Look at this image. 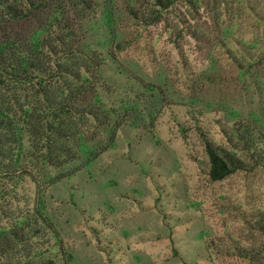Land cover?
<instances>
[{"label": "rangeland", "instance_id": "obj_1", "mask_svg": "<svg viewBox=\"0 0 264 264\" xmlns=\"http://www.w3.org/2000/svg\"><path fill=\"white\" fill-rule=\"evenodd\" d=\"M154 5L47 0L0 25V44L60 34L77 54L100 55L110 105L130 110L114 143L103 137L71 165L27 179L12 209H38L53 225L38 250L54 264H264L240 255L264 254V234L248 224L264 216V170L212 182L203 142L225 145L224 126L240 121L264 131V23L240 0ZM151 9L161 17L141 21ZM88 152L103 153L88 162Z\"/></svg>", "mask_w": 264, "mask_h": 264}, {"label": "trees", "instance_id": "obj_2", "mask_svg": "<svg viewBox=\"0 0 264 264\" xmlns=\"http://www.w3.org/2000/svg\"><path fill=\"white\" fill-rule=\"evenodd\" d=\"M175 1L155 0L154 6L167 9ZM46 4L47 0H0V25L28 19ZM240 4L264 23V0H240ZM160 17L159 10L151 9L141 21ZM219 17L216 10L218 21ZM128 46L120 43L116 50L120 53ZM105 65L100 55L77 54L60 34L34 43L0 44V218L7 222V228L0 229V264H12L14 256L24 259L18 264H54L52 254L38 250L41 241L55 234L53 225L38 209L23 214L12 205L16 190L27 179L44 176L51 167L71 165L103 137L107 145L114 143L130 110L110 105L112 91L108 90ZM223 135L225 145L203 136L212 182L264 170L263 130L240 121L224 126ZM103 152H88L87 161ZM248 224L264 234L262 213L254 214ZM240 255L252 260L264 256L245 250Z\"/></svg>", "mask_w": 264, "mask_h": 264}]
</instances>
